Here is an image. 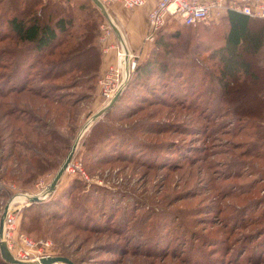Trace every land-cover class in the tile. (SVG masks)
Returning <instances> with one entry per match:
<instances>
[{"label":"rangeland","instance_id":"obj_1","mask_svg":"<svg viewBox=\"0 0 264 264\" xmlns=\"http://www.w3.org/2000/svg\"><path fill=\"white\" fill-rule=\"evenodd\" d=\"M8 8L9 0H0V219L9 200L44 192L80 129L111 98L99 77L90 82L81 72L53 75L49 66L60 47L54 55L35 50L24 56L22 76L9 82L28 43L8 30ZM213 19L189 28L170 20L162 28L173 51H182L187 67L179 69L199 77L192 79L196 93L167 92L163 81L152 83L154 93L129 87L84 131L70 165L44 198L48 206L27 209L34 204L28 198L12 203L4 238L16 257L264 264V72L259 69L256 80L243 77L230 93L209 82L205 73L216 74L217 66L208 41L198 37L213 25L220 31L209 35L219 37L226 22ZM100 22L112 32L107 18ZM176 27L177 37L171 35ZM133 55L136 63L143 59ZM259 57L255 71L264 65V51ZM27 109L36 122L22 112ZM11 111L20 112L15 117ZM34 214L41 220L29 229ZM25 249L28 258L22 257ZM6 263L0 251V264Z\"/></svg>","mask_w":264,"mask_h":264},{"label":"trees","instance_id":"obj_2","mask_svg":"<svg viewBox=\"0 0 264 264\" xmlns=\"http://www.w3.org/2000/svg\"><path fill=\"white\" fill-rule=\"evenodd\" d=\"M72 1L9 0L6 18L8 30L16 36L15 38L28 43V48L22 52L20 59L15 63V67H18L17 69L15 68L16 72L9 75V82L15 81L18 75L22 76L21 74L24 72V56L28 58L35 50L38 53L49 52L50 55H54L58 47L61 49L57 52V56L51 60L49 66L50 72L56 69V72L53 71V75L54 73L59 76L67 72H81V74L86 76L85 81L90 82L100 77L102 45L98 38L101 31L100 21L106 17L93 0H79L77 6H74ZM93 16H97V18ZM221 16L220 18L216 17L217 19L215 20L226 22V27L220 32L219 37L213 39L209 35L217 32L218 25L207 26L206 28L203 27L205 28L202 31L205 32L204 37H198V41L200 39L208 41L205 44L211 52L209 56L216 62L217 73H205L209 76V82L211 83L214 79L215 83L217 82V89L221 93H230L234 89L235 84L243 77L249 76L256 80L259 78L257 75L259 69L264 72L263 64L259 65L257 71L253 68V60L259 59L260 51H264V17L252 16L236 9H228ZM171 20L180 21L183 26L188 28L207 22L202 21L197 24H190L177 18ZM177 28L174 29L172 36H180L181 33H179ZM162 30L161 28L156 33L148 55L136 63L124 89L109 109L120 102L129 87L135 85H140L146 91L154 93L158 92V90L155 85L151 88L152 83L161 85L160 83L163 81L165 83H162V87L167 92L176 93L177 90L178 93H196L198 86L195 85L196 81L192 79H199V77H192L191 73L192 78H188L186 75L188 72L179 69L183 65L187 67L184 59L179 56L182 51L179 49H176V52L173 51L172 46L167 41L166 32ZM217 40H221L219 41L220 43ZM27 66H29V63ZM204 80L202 79L201 83ZM166 83H168V86ZM235 90H238V88H235ZM72 105L75 104L72 103ZM31 111V109H27V111L24 110L22 112L27 114L30 112L32 120L36 122L34 120L35 116ZM18 112L11 111L10 113L16 117ZM97 124V122L94 123V127ZM61 163L62 161L59 162L58 168ZM45 201L46 199L34 201V204L27 209L34 205L48 206L49 202ZM40 218V214L32 215L29 229H36L38 227L37 223L41 220ZM6 264L11 263L7 262Z\"/></svg>","mask_w":264,"mask_h":264},{"label":"built area","instance_id":"obj_3","mask_svg":"<svg viewBox=\"0 0 264 264\" xmlns=\"http://www.w3.org/2000/svg\"><path fill=\"white\" fill-rule=\"evenodd\" d=\"M104 4L120 1L127 7H138L144 5L146 0H101ZM236 9L252 16L264 17V2L262 0H157L154 8L149 12V31L145 36V41H153L156 33L165 26L168 20L177 18L185 23L197 24L202 21H209L223 14V10ZM105 29V25H101ZM112 27V26H111ZM106 32L109 29H105ZM118 62L116 65L108 68L103 75L99 77V82L103 88V93H111V98L118 89L123 80L125 67L124 61L129 54L126 52L124 44L118 40ZM128 67L133 70L136 61L133 60L134 55H130ZM114 79L118 80V84L114 83ZM110 98V99H111ZM70 165V164H69ZM8 221H12L13 217L8 211L6 215ZM5 219V221H6ZM29 243L32 240L25 238ZM29 250L25 249L22 257L28 258ZM40 256L35 258L39 260Z\"/></svg>","mask_w":264,"mask_h":264},{"label":"crops","instance_id":"obj_4","mask_svg":"<svg viewBox=\"0 0 264 264\" xmlns=\"http://www.w3.org/2000/svg\"><path fill=\"white\" fill-rule=\"evenodd\" d=\"M262 1L264 2V0ZM156 2L157 0H146L144 5L138 7H127L120 1L105 4L130 49V55L139 54L140 58H145L149 53L151 41H145V36L149 31L148 15ZM226 12L227 10L224 9L223 14ZM98 39L102 45L100 73L103 74L108 68L118 62V47L116 43L120 40V35L113 27L112 32H106L101 26Z\"/></svg>","mask_w":264,"mask_h":264},{"label":"water","instance_id":"obj_5","mask_svg":"<svg viewBox=\"0 0 264 264\" xmlns=\"http://www.w3.org/2000/svg\"><path fill=\"white\" fill-rule=\"evenodd\" d=\"M96 5L101 9L105 17L108 19L110 25L113 27V29L120 35V41L124 44L126 52H128L127 47L125 46V42L123 39V36L121 35L120 29L114 19L110 16L107 6L101 1V0H93ZM128 62H129V54H127L125 61H124V67H125V73L122 82L120 83L118 89L116 90L115 94L112 96V98L108 101L106 105H104L102 108L97 110L90 118V121L86 124L83 125V127L80 129L78 135L76 136L67 156L61 163L60 167L56 171L52 181L48 185V187L44 190L42 193L34 194V193H26L29 202L31 201H40L43 200L48 194L52 193V191L55 189L59 179L61 178L62 174L64 171L67 169L69 166L72 157L74 155V152L76 150V147L78 145L79 139L84 133V131L89 127L92 121L100 117L101 114H103L106 110H108L114 102L118 99L120 93L124 89L130 75V69L128 67ZM9 200L7 204L4 207L3 213L1 215L0 219V251H1V256L5 261L11 264H51L53 262H62L66 264H76L69 256L67 255H49L46 257L40 258V260H26V259H21L16 257L12 251L10 250L7 240L4 238V226H5V219L6 215L9 211V205H10Z\"/></svg>","mask_w":264,"mask_h":264},{"label":"bare ground","instance_id":"obj_6","mask_svg":"<svg viewBox=\"0 0 264 264\" xmlns=\"http://www.w3.org/2000/svg\"><path fill=\"white\" fill-rule=\"evenodd\" d=\"M124 39V38H123ZM125 42V46L127 47V50H128V53H129V57H130V49L128 48V46H127V43H126V41H124ZM130 72H131V69H130ZM24 195H26V194H24ZM28 197H27V195L26 196H16L14 199H13V202H12V200L10 201V205H9V207L12 205V203H14V202H17V201H22V200H25V199H27ZM33 260H36V259H33ZM40 260V259H39ZM62 262H53V263H51V264H61Z\"/></svg>","mask_w":264,"mask_h":264}]
</instances>
